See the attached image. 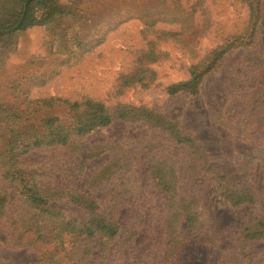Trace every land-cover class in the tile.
<instances>
[{
    "label": "rangeland",
    "instance_id": "374dc122",
    "mask_svg": "<svg viewBox=\"0 0 264 264\" xmlns=\"http://www.w3.org/2000/svg\"><path fill=\"white\" fill-rule=\"evenodd\" d=\"M72 1H77V16L64 14L51 24L16 31L6 40L14 46L0 55L4 61L0 102L22 111L32 109L30 100L53 96L71 101L90 97L110 108L118 104L154 107L176 119L185 134L195 135L234 181L240 174L237 162L255 149L259 157L251 181L258 196L256 212L263 214L264 0L259 3L254 35L246 0H57L59 4ZM81 6L89 7L88 17ZM36 13L40 16L42 11ZM230 42L233 45L203 77L197 93L168 92L169 85L188 79L194 65L210 63L215 51ZM53 110L60 113L59 108ZM0 126L5 124L0 121ZM72 140L74 147L36 148L23 160L42 165L43 172L52 171L50 177L44 172L42 179L53 188L64 185L95 197L101 209L119 222L118 238L105 252L93 248L89 264L102 260L163 264L169 239L160 221L163 201L150 179L158 159L177 163L184 193L195 194L206 210L208 223L202 237L217 239L223 250L208 247L206 258L214 264H245L240 248L252 205H232L208 170L198 171L205 177L203 182L188 181L194 173L190 159L195 160L188 147L144 120L116 119ZM117 159L132 161L135 167L109 182L90 183L109 161ZM1 190L7 195L5 216L21 223L33 214L28 215V206L0 170ZM136 228L138 234L125 241ZM51 229L52 225L44 229L48 238L55 236ZM17 239L11 223L0 220V264H49L50 254L62 255L43 240H35L32 246ZM255 250L264 263V241L256 243Z\"/></svg>",
    "mask_w": 264,
    "mask_h": 264
},
{
    "label": "trees",
    "instance_id": "16d2710c",
    "mask_svg": "<svg viewBox=\"0 0 264 264\" xmlns=\"http://www.w3.org/2000/svg\"><path fill=\"white\" fill-rule=\"evenodd\" d=\"M2 0L0 3V55L8 52L13 43L6 41L16 31H22L36 24H51L64 14L77 16L75 7L77 1L59 4L57 0ZM253 16L254 35L257 31L260 0H246ZM75 3V6L72 4ZM85 17L91 14L89 7H79ZM41 10L40 16L36 10ZM88 10V11H86ZM241 37H238L240 39ZM237 39V38H236ZM9 43V44H8ZM227 45L216 50L214 58L203 67L194 65L191 75L186 80L175 82L168 86L169 93L180 91L197 93L203 77L213 68L215 62L229 48ZM0 56V60L2 57ZM0 61V65L3 63ZM31 110L13 109L12 106L0 102V170L2 176L16 188L23 202L28 206V215L21 223L5 216V191H0V220L10 222L16 229L18 239L23 244L32 245L35 240H43L48 245H55L62 255L50 254L49 264H89V256L93 248L99 247L105 252L120 233V224L107 209H101L98 200L89 196L83 190L69 189L61 185L57 189L45 179L52 175L49 169L41 171L42 165L30 164L23 156L36 148L74 147V135H83L92 130L106 126L116 119L147 121L154 127L168 133L177 144L188 147L195 160L191 162L193 175L187 180L192 184L203 182L199 170H208L221 183L222 195L234 206L252 205L249 209V222L244 228L241 244V260L245 264H264L259 262L260 253L255 250L258 242L264 241V213L258 214V196L252 185L251 170L256 164L259 153L255 149L245 155L238 163L239 178L234 181L225 167L212 159L205 146L195 135L185 134L178 121L169 118L154 107L146 105L118 104L114 108L107 107L102 101L93 98L71 101L64 97H49L29 101ZM59 108L54 112L53 109ZM253 154V155H252ZM107 161L108 163L93 177L100 183L114 180L122 171H131L135 167L132 161ZM197 160L200 162L198 165ZM40 166V167H39ZM72 170V168H70ZM105 171V172H104ZM45 174V177H44ZM74 174V173H73ZM150 179L163 201L161 208V223L165 228L169 242L162 252L163 264H214L207 259L204 250L208 247L223 251L218 246V240L212 237H202L207 227L206 210L196 195H188L183 190L184 177L180 174L177 163L158 159L152 166ZM76 177V174H74ZM98 176V177H97ZM139 181L136 179L134 184ZM143 194L139 197L142 198ZM4 215V217H3ZM45 221V222H44ZM48 238L44 229L51 226ZM139 232L133 229L125 241L132 240ZM225 252V251H224ZM43 260V258H42ZM47 264V263H44ZM101 264H107L102 260ZM240 264V263H239Z\"/></svg>",
    "mask_w": 264,
    "mask_h": 264
}]
</instances>
